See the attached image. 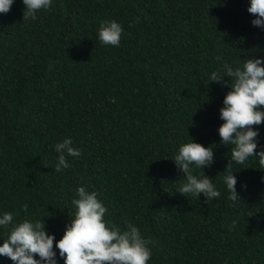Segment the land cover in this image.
<instances>
[{
    "label": "trees",
    "instance_id": "obj_1",
    "mask_svg": "<svg viewBox=\"0 0 264 264\" xmlns=\"http://www.w3.org/2000/svg\"><path fill=\"white\" fill-rule=\"evenodd\" d=\"M247 6L54 0L25 21L15 0L0 14V212L43 219L59 239L84 185L103 200L107 221L122 230L134 223L151 241L148 264H264V165L231 160L216 129L232 80L208 82L217 55L233 65L264 55V30L250 23ZM109 19L124 28L118 47L97 36ZM253 127L264 144V122ZM67 136L82 154L56 172L54 145ZM190 137L213 147L203 171L220 197L176 192L184 178L171 159ZM228 167L237 171L240 201L228 199Z\"/></svg>",
    "mask_w": 264,
    "mask_h": 264
},
{
    "label": "clouds",
    "instance_id": "obj_2",
    "mask_svg": "<svg viewBox=\"0 0 264 264\" xmlns=\"http://www.w3.org/2000/svg\"><path fill=\"white\" fill-rule=\"evenodd\" d=\"M14 2L0 0V14L10 11ZM21 3L24 6L23 19L28 21L36 20L42 11L51 10L54 0H21ZM247 11L254 14L250 23L264 30V0H248ZM123 32L119 21L109 19L100 22L97 36L101 44L118 47ZM216 60L220 62L219 67L208 74V82L227 84L225 77L232 80L219 108L218 118L222 123L216 131L220 143L231 146V160L236 164L257 157L264 165L260 130L253 127L264 122V55L249 57L242 65L230 64L223 60L222 55H217ZM54 151L57 154L56 172L71 166L69 156L78 158L82 154V149L74 144L71 136L56 142ZM171 160L184 178L176 192L197 199L202 194L205 201L221 196V190L203 171L214 163L213 147L190 137L188 142L178 146ZM194 168L199 172L194 173ZM235 172L228 167L223 177L228 199L233 202L241 199L236 189ZM72 205L74 214L59 239L55 233L46 231L43 219L14 221L12 212H0V228L7 230L6 238L0 239V257L9 259L12 264H59L60 259L63 264H148L152 257L151 241L134 223L125 221L126 227L122 230L107 221L105 214L108 209L97 191L78 186ZM20 207L27 212V203Z\"/></svg>",
    "mask_w": 264,
    "mask_h": 264
}]
</instances>
